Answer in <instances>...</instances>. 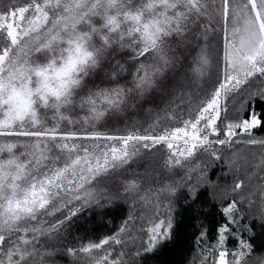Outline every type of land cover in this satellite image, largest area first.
I'll use <instances>...</instances> for the list:
<instances>
[{"label": "snow or ice", "instance_id": "1", "mask_svg": "<svg viewBox=\"0 0 264 264\" xmlns=\"http://www.w3.org/2000/svg\"><path fill=\"white\" fill-rule=\"evenodd\" d=\"M166 253L264 264V0H0V264Z\"/></svg>", "mask_w": 264, "mask_h": 264}, {"label": "trees", "instance_id": "2", "mask_svg": "<svg viewBox=\"0 0 264 264\" xmlns=\"http://www.w3.org/2000/svg\"><path fill=\"white\" fill-rule=\"evenodd\" d=\"M142 170V169H141ZM119 221H117L118 223ZM259 243V242H257ZM176 259H178L177 255L176 254H172V253H166L165 255H163L161 257V264H164L165 261H169V262H172V261H175Z\"/></svg>", "mask_w": 264, "mask_h": 264}]
</instances>
